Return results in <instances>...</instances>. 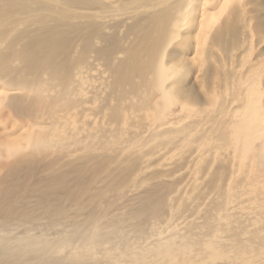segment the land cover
<instances>
[{
  "label": "bare ground",
  "instance_id": "6f19581e",
  "mask_svg": "<svg viewBox=\"0 0 264 264\" xmlns=\"http://www.w3.org/2000/svg\"><path fill=\"white\" fill-rule=\"evenodd\" d=\"M0 264H264V0H0Z\"/></svg>",
  "mask_w": 264,
  "mask_h": 264
}]
</instances>
